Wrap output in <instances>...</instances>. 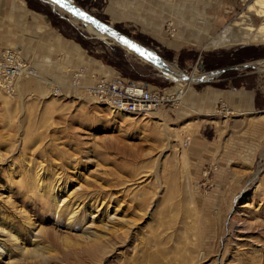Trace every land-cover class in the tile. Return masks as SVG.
Instances as JSON below:
<instances>
[{"label":"rangeland","instance_id":"rangeland-1","mask_svg":"<svg viewBox=\"0 0 264 264\" xmlns=\"http://www.w3.org/2000/svg\"><path fill=\"white\" fill-rule=\"evenodd\" d=\"M67 1L175 66L184 83L177 98L164 69L44 0H0V48L14 50L35 74L15 87L0 82V209L30 247L17 211L26 213L42 230L39 245L47 254L25 257L13 248L9 263L0 264H264V64L207 73L264 63V42L245 41L240 27L261 23L246 12L253 0H230L216 23L201 4L180 0V12L171 10L167 19L172 35L159 24L145 33L118 22L102 0ZM139 13L155 23L157 11ZM183 28L194 31L191 39L214 35L220 42L213 44L230 55L215 56L209 47L199 55L194 43L167 48L158 39L159 29L173 39ZM116 74L172 98L148 116L125 119L85 89L95 77ZM220 89L246 92L248 102L224 100L216 96ZM35 168L58 178V192L79 204L80 216L93 211L103 220L96 236L80 222L56 221L50 198L32 189ZM113 210L116 219L107 221Z\"/></svg>","mask_w":264,"mask_h":264},{"label":"bare ground","instance_id":"bare-ground-1","mask_svg":"<svg viewBox=\"0 0 264 264\" xmlns=\"http://www.w3.org/2000/svg\"><path fill=\"white\" fill-rule=\"evenodd\" d=\"M49 4H51L54 9H57L58 11L62 13H69L72 15V18L76 22H81L85 26H87L88 30L95 33L98 36L104 37L105 35H108L107 33L98 30L95 28L89 21L82 17H78L77 15H74L72 13L70 7H66V10L62 9L55 3H52L49 0H45ZM68 2V1H67ZM69 3V2H68ZM246 12H250L253 15H256L261 18V23L257 27H252L249 26V24H243V23H238V24H243L240 26L243 30V37L245 41H256V42H264V0H253L246 8ZM109 38L114 39L112 36L108 35ZM115 40V39H114ZM123 42V41H122ZM124 44L129 45L128 43L123 42ZM146 55V54H145ZM153 55V54H152ZM154 58L157 59V61H160L162 65V69H164L166 75L170 77L171 79L175 80V83L177 84L176 86V92L179 93L177 94V98L180 97L181 93V88L184 83V75L179 72V70L171 65L163 62L164 60L159 59L158 56L153 55ZM147 57V55H146ZM264 63H258L254 64L253 66H256L260 68L262 67ZM35 74H28L27 72H23L22 74L20 73L18 76L14 77V79L11 81L14 83L15 87V82H19L20 79L28 76H34ZM211 75V74H209ZM19 77V78H18ZM205 77V76H204ZM213 78V77H212ZM189 81L196 80L197 78L189 77ZM208 79V78H207ZM110 109V108H109ZM113 112H116L118 115L120 112L114 111L110 109ZM152 112V111H149ZM149 112H146L142 114L143 116H148ZM125 115V119L129 120H135L137 116H132L130 114H125L121 113L120 115ZM150 114V113H149ZM208 114V113H207ZM144 119V117H142ZM41 169H36L34 172L31 174L33 175V178H35L33 181L34 183L32 184V189H38V187L42 188V194H46L49 198L50 201L49 203L52 205L51 209L52 212L55 215L56 221L60 220L62 217L65 218L66 224L67 225H73L76 224L77 222H80L82 224V231L86 234L89 235H94L96 236V227L102 223V219H98L99 217L97 214H95L93 211H90L82 216H80V211L81 207H79V204H76L73 200L68 199L67 197L63 196L58 192L59 190V181L58 178H51L49 177H44L41 172ZM30 177V176H29ZM32 179V177H30ZM31 187V185H30ZM96 202V201H95ZM94 203V202H93ZM97 205L95 206V208ZM18 217L22 219V222L24 225H27L28 228V235L30 236V247H27L26 244L18 241V237L21 234L19 229H12L13 225H11L12 219L10 216L7 214H4V212L0 209V261L9 263L10 259V253H12V249L15 248L17 250V253H19L21 256L25 257H41L45 258L47 257L46 254V247L45 246H40L39 242L43 238V232L40 228H36V226H32L30 223V217L24 213L23 211L19 210L17 211ZM116 214L117 210H113L112 215L107 213V221H114L116 219ZM17 216V215H16ZM86 221L84 222V220ZM107 223H104V226H106Z\"/></svg>","mask_w":264,"mask_h":264},{"label":"built area","instance_id":"built-area-1","mask_svg":"<svg viewBox=\"0 0 264 264\" xmlns=\"http://www.w3.org/2000/svg\"><path fill=\"white\" fill-rule=\"evenodd\" d=\"M164 29L172 35L174 32L172 22L167 20L164 23ZM28 63L14 50L0 48V82L12 83L11 81L14 77L23 72L32 74ZM81 72L82 68H79L78 71L72 74V77L78 79L81 76ZM85 89L87 95L96 104L132 116L153 111L155 108L169 102L172 98L171 93L165 90L148 87L140 81L126 80L117 74L110 77H95Z\"/></svg>","mask_w":264,"mask_h":264},{"label":"crops","instance_id":"crops-1","mask_svg":"<svg viewBox=\"0 0 264 264\" xmlns=\"http://www.w3.org/2000/svg\"><path fill=\"white\" fill-rule=\"evenodd\" d=\"M105 4L104 9L108 10L111 12L112 16L116 17L117 16V21L121 22V21H126L127 24H130L134 27H141V29L139 30H143L142 32L147 33L148 31L152 33V31L154 32V30H156L155 27H157L156 25L159 24V27H162L164 29V23L167 21L171 10L174 9L175 13L177 14V12H180L179 10V6L181 5L180 0H174L173 3H168L166 0H102ZM189 5L191 4H201V8L202 10L207 11V17L211 15V17H214L212 19L213 23L218 22V20H221L222 14L224 13V11L226 12L228 9H230L231 7V1L230 0H192V3L189 1ZM9 8H11L9 6ZM154 10L157 11V15L156 13H154L153 15H151V19H153L155 21V23L151 24L149 23V25L146 23V21L142 18V16H140V10ZM122 11H127L128 13L131 12L132 16L128 17V18H124L123 14L124 12ZM19 17H15V27H18L19 20L21 21V9L19 10ZM228 12V11H227ZM175 15V14H174ZM142 18V19H140ZM148 20V19H147ZM147 25V26H146ZM217 25V24H216ZM149 26V27H148ZM176 28H178V25H176ZM146 29V30H145ZM154 29V30H153ZM165 30V29H164ZM158 39L159 41L167 47L169 48V46H171L172 48L177 47V43H183V44H190V43H194V47L198 48L197 49V53H199V55H201L202 53H204L203 50L208 49L209 47V52H212V50H214L212 53L215 56H224L225 55H230V53L223 51V49H221L224 46H221V44H217L216 46L214 45L217 41L220 42L219 40H217L218 38H214V35H207L205 36H195L193 35V39L192 38V34L194 33V31H191L189 29H181V31L179 32L180 36L179 38H173V39H168L166 36L164 37L162 35V33H160V29L158 30ZM160 33V34H159ZM7 34H10L9 32H7ZM155 36V35H153ZM211 38V39H210ZM225 40V39H223ZM226 41V40H225ZM214 43V44H213ZM226 42L222 43L223 45ZM210 44V45H209ZM178 48V47H177ZM211 48V50H210ZM215 48H219L216 49ZM222 93H218L216 96L218 97H222L224 100H226L227 98H231L234 97L236 95V97L238 98L242 96V99L244 101H247L248 97H247V93H243V92H238L235 94H228V93H224L223 90H218ZM234 97V98H236ZM248 102V101H247Z\"/></svg>","mask_w":264,"mask_h":264},{"label":"water","instance_id":"water-1","mask_svg":"<svg viewBox=\"0 0 264 264\" xmlns=\"http://www.w3.org/2000/svg\"><path fill=\"white\" fill-rule=\"evenodd\" d=\"M49 1H51L52 3H55L56 5H58L59 7H61L64 10H66V7H70L71 11H72V13H74V15H77L78 17H82V18L86 19L98 30L107 33L108 35L112 36L115 40L123 41V42L127 41V43L130 45L133 53L135 55L140 56V57L143 56L142 58L145 59L146 62H149L153 67L158 68V70L160 67H162L161 63H159L160 61H157V59L154 58L153 55H155V56H157V55L152 50L140 45L139 43L133 41L132 39H129L127 36L121 34L117 30L113 29L110 25L99 21L98 19H96L95 17L90 15L89 13L83 11L78 6H76L72 3H68L67 0H59V2H57V0H49ZM45 2H47V1H45ZM145 54L147 55V57L145 56ZM159 59H161V58H159ZM247 67H251V68L254 67L255 68V66H253L250 63H239V64L219 68V69H216L214 71H209L207 73L211 74V78H212L216 75H219L220 73H222L223 71H225L227 69H242V68H247ZM159 71H161V70H159ZM204 80H206V79H204ZM204 80H202V81H204Z\"/></svg>","mask_w":264,"mask_h":264},{"label":"snow or ice","instance_id":"snow-or-ice-1","mask_svg":"<svg viewBox=\"0 0 264 264\" xmlns=\"http://www.w3.org/2000/svg\"><path fill=\"white\" fill-rule=\"evenodd\" d=\"M57 2H59V0H57ZM125 43H127V41H125Z\"/></svg>","mask_w":264,"mask_h":264}]
</instances>
